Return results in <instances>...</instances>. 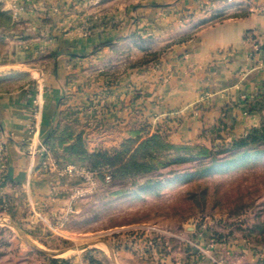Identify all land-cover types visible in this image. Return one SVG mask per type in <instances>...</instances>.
<instances>
[{
  "label": "crops",
  "instance_id": "obj_1",
  "mask_svg": "<svg viewBox=\"0 0 264 264\" xmlns=\"http://www.w3.org/2000/svg\"><path fill=\"white\" fill-rule=\"evenodd\" d=\"M9 4L14 22L3 32L0 67L24 72L26 82L0 91V215L36 241L55 236L76 212L71 193L80 182L61 172L65 165L59 162L57 170L43 168L39 155L26 152L30 140L50 141L61 156L78 137L89 151L116 148L134 132L149 131V124L176 144L214 136L213 145L232 144L264 125V0ZM200 21L191 38L177 39ZM149 41H160L153 49L160 54L138 64L134 53ZM34 105L39 115L32 134ZM185 232L201 253L168 241L161 254L159 248L143 258L116 251L118 260L264 264V253L250 251L243 237L229 231ZM0 264L52 263L31 257L5 234ZM65 264L92 263L84 256Z\"/></svg>",
  "mask_w": 264,
  "mask_h": 264
},
{
  "label": "rangeland",
  "instance_id": "obj_2",
  "mask_svg": "<svg viewBox=\"0 0 264 264\" xmlns=\"http://www.w3.org/2000/svg\"><path fill=\"white\" fill-rule=\"evenodd\" d=\"M9 2L0 0V50L6 46L3 32L14 22ZM203 23L191 24L190 31L177 39L191 38ZM158 42L138 45L141 51L134 53L138 64L160 54L153 50ZM25 82L24 72L0 67V91L14 90ZM150 128L149 124V131L134 132L116 148L89 151L81 137L74 139L88 154L103 155L71 156L79 161L70 165L89 171L104 169L110 180L105 182L103 174L96 176L93 188L74 200L76 212L55 230V236L39 238V242L21 231L47 251L105 241L116 264H123L116 251H133L143 258L159 248L161 254L168 241L182 243L185 231L194 235L199 228L214 236L229 231L243 237L250 251L264 253V132L258 131L255 140L234 148L231 144L213 145L214 136L204 137L205 142L176 144L166 131L151 132ZM78 180L76 187L82 186ZM12 226L10 219L0 215L4 231L0 236L16 238L31 257L65 264L84 256L93 261L96 256L104 264H113L105 244L48 257Z\"/></svg>",
  "mask_w": 264,
  "mask_h": 264
},
{
  "label": "built area",
  "instance_id": "obj_3",
  "mask_svg": "<svg viewBox=\"0 0 264 264\" xmlns=\"http://www.w3.org/2000/svg\"><path fill=\"white\" fill-rule=\"evenodd\" d=\"M247 38H249V36H247ZM38 115H39V108L36 105H34L33 114H32L33 124H31L30 126V132L32 134H34L37 129L36 120ZM26 152L32 157L39 155L41 157L43 168L46 169L52 168L55 170L58 169V161L54 158L53 153L46 142H41V141L34 142L30 140L26 145ZM61 172L69 176L77 177L78 179L81 180L82 186L74 187L72 189L71 199L73 201L77 197L84 195L85 193H87V191H90L93 188L95 184L96 176L98 174H103V179L105 180V182L110 180V175L107 174V172L104 169H99L97 171H89L76 167L74 165L66 164L61 169ZM182 241L184 242V244L191 247L197 252L201 253V251H203L201 245L190 240L189 238H183Z\"/></svg>",
  "mask_w": 264,
  "mask_h": 264
},
{
  "label": "trees",
  "instance_id": "obj_4",
  "mask_svg": "<svg viewBox=\"0 0 264 264\" xmlns=\"http://www.w3.org/2000/svg\"><path fill=\"white\" fill-rule=\"evenodd\" d=\"M261 128L260 130H257V128H254L253 130H251V132H249L245 137H242L236 141H234L230 146L231 147H234V148H238V147H242L244 145L247 144L248 141H253L255 140V137H256V134H258V131H262L264 132V125L263 126H260L258 127V129ZM51 151L53 152V154L55 155V158L57 159V161L60 163V164H63V165H66V164H70V163H74V162H77L79 161V158H77L76 160L71 157V156H80V155H84V156H88V157H100L102 156L103 154L99 155V153H96V154H88L81 146H82V143L80 141H78L77 143H73L71 145H68L64 148V154L63 155H58L55 150H54V147L52 146L51 142L50 141H47L46 142ZM73 158V159H72ZM90 263H94V261H90ZM55 264V263H54Z\"/></svg>",
  "mask_w": 264,
  "mask_h": 264
},
{
  "label": "water",
  "instance_id": "obj_5",
  "mask_svg": "<svg viewBox=\"0 0 264 264\" xmlns=\"http://www.w3.org/2000/svg\"><path fill=\"white\" fill-rule=\"evenodd\" d=\"M16 231H18V233L23 237V239L25 241H27V243H29L36 251L48 256V257H58L60 255H63L67 252H74V251H80V250H85V249H88L90 247H92L93 245L97 244V243H103L107 246L108 250H109V253L111 255V261L113 264H116L114 258H113V252L112 250L110 249V247L108 246V244L105 242V241H91V242H88V243H85L83 245H79V246H74V247H71V248H67V249H64V250H59V251H47V250H43L41 249L40 247H38L37 245H35L32 241H30V239L27 237V235H25V233H23L21 230H19L17 227L15 226H12Z\"/></svg>",
  "mask_w": 264,
  "mask_h": 264
},
{
  "label": "bare ground",
  "instance_id": "obj_6",
  "mask_svg": "<svg viewBox=\"0 0 264 264\" xmlns=\"http://www.w3.org/2000/svg\"><path fill=\"white\" fill-rule=\"evenodd\" d=\"M98 245H104V244L103 243H97V244L93 245V247L98 246Z\"/></svg>",
  "mask_w": 264,
  "mask_h": 264
}]
</instances>
